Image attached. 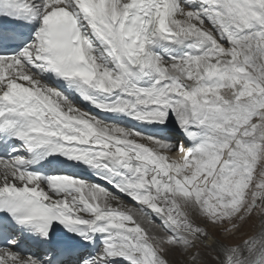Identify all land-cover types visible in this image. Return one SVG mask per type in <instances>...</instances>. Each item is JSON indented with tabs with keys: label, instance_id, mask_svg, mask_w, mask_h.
Segmentation results:
<instances>
[{
	"label": "snow or ice",
	"instance_id": "snow-or-ice-1",
	"mask_svg": "<svg viewBox=\"0 0 264 264\" xmlns=\"http://www.w3.org/2000/svg\"><path fill=\"white\" fill-rule=\"evenodd\" d=\"M258 162L264 0H0V264H264Z\"/></svg>",
	"mask_w": 264,
	"mask_h": 264
},
{
	"label": "rangeland",
	"instance_id": "rangeland-1",
	"mask_svg": "<svg viewBox=\"0 0 264 264\" xmlns=\"http://www.w3.org/2000/svg\"><path fill=\"white\" fill-rule=\"evenodd\" d=\"M264 167V162H258L257 165V169L259 170V168ZM258 221L259 218H254ZM253 231H255V229L253 228H246L244 231H242L241 233L237 234V239H243L246 235H250Z\"/></svg>",
	"mask_w": 264,
	"mask_h": 264
}]
</instances>
